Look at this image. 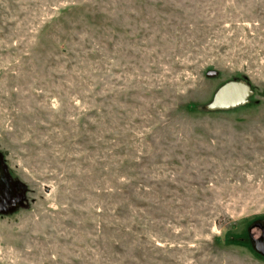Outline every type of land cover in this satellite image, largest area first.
Segmentation results:
<instances>
[{"label": "rangeland", "instance_id": "rangeland-1", "mask_svg": "<svg viewBox=\"0 0 264 264\" xmlns=\"http://www.w3.org/2000/svg\"><path fill=\"white\" fill-rule=\"evenodd\" d=\"M0 154V264H264V0H0Z\"/></svg>", "mask_w": 264, "mask_h": 264}, {"label": "flooded vegetation", "instance_id": "flooded-vegetation-1", "mask_svg": "<svg viewBox=\"0 0 264 264\" xmlns=\"http://www.w3.org/2000/svg\"><path fill=\"white\" fill-rule=\"evenodd\" d=\"M27 193L25 184L10 174L7 164L0 154V215L23 208ZM248 240L252 249L253 243L257 245L262 243L264 246V219L250 224Z\"/></svg>", "mask_w": 264, "mask_h": 264}, {"label": "water", "instance_id": "water-1", "mask_svg": "<svg viewBox=\"0 0 264 264\" xmlns=\"http://www.w3.org/2000/svg\"><path fill=\"white\" fill-rule=\"evenodd\" d=\"M215 74L216 71L214 70L206 73L209 77ZM251 92L250 86L245 83L244 80H228L214 92L211 102L208 103L205 108L208 111H226L231 108L242 106L247 103L248 96ZM253 250L264 257V246L262 243L259 245L253 243Z\"/></svg>", "mask_w": 264, "mask_h": 264}, {"label": "trees", "instance_id": "trees-1", "mask_svg": "<svg viewBox=\"0 0 264 264\" xmlns=\"http://www.w3.org/2000/svg\"><path fill=\"white\" fill-rule=\"evenodd\" d=\"M233 80L241 81L242 79H241V80H239V79H233ZM244 81L246 82L245 79H244ZM205 109H206V108H205ZM206 110H207V109H206ZM226 238H227V237H226ZM238 240H241V239H238ZM226 241L229 242V243H230V242L232 243L233 238L226 239ZM254 254H255V253H254ZM256 255H257V254H256ZM257 256L260 257V258L263 257L262 255H261V256H260V255H257ZM263 258H264V257H263Z\"/></svg>", "mask_w": 264, "mask_h": 264}]
</instances>
